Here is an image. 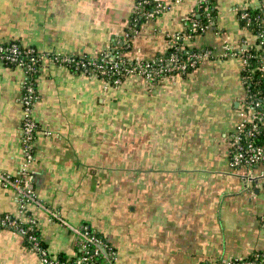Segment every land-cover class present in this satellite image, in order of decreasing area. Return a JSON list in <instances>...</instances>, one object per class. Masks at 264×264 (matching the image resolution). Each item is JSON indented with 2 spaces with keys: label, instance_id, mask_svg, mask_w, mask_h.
Wrapping results in <instances>:
<instances>
[{
  "label": "crops",
  "instance_id": "crops-1",
  "mask_svg": "<svg viewBox=\"0 0 264 264\" xmlns=\"http://www.w3.org/2000/svg\"><path fill=\"white\" fill-rule=\"evenodd\" d=\"M158 1L167 8L141 23L130 57L165 52L199 3ZM214 1L215 22L187 43L209 47L216 57L186 77L149 84L133 75L107 87L43 58L29 163L36 199L29 209L53 257L79 253L75 229L84 223L116 248L115 264H201L264 251V166L235 168L230 159L245 93L243 64L239 57L223 58L225 44L239 50L254 43L238 9L261 0ZM135 4L0 0V42L95 56L122 40ZM23 78L22 68L0 62V216H22L13 178L26 163ZM0 264L43 263L23 236L2 229Z\"/></svg>",
  "mask_w": 264,
  "mask_h": 264
},
{
  "label": "built area",
  "instance_id": "built-area-1",
  "mask_svg": "<svg viewBox=\"0 0 264 264\" xmlns=\"http://www.w3.org/2000/svg\"><path fill=\"white\" fill-rule=\"evenodd\" d=\"M201 1L205 0H199V3ZM156 2L158 3L155 6L148 9V5L152 3L151 0H136L132 14V22L130 20L133 28L130 32L128 31L124 34L128 45L131 35L138 31V21L143 18H154L163 13L167 8L161 1L156 0ZM203 13L208 18V23L203 30H207L215 20L209 8H205ZM248 16L249 14L247 12L241 14V18L244 19L248 18ZM185 23L188 29H196L197 27V22L193 17H189V15ZM188 37L189 35L187 34L179 33L170 36L169 52H165L163 55H156L151 59H141L137 57L124 59L117 51L108 49L95 56L61 55L55 52L40 53L36 48L31 46H22L16 42H0V62L4 64H15L24 71L21 96L24 117L21 133L26 163L23 165L20 172L22 178L15 180L20 193L21 208L26 207L27 202L34 196L30 188L31 174L29 172V163L34 158V146L38 130V124L34 118L35 107L38 102V93L33 73L40 68L43 58L48 56L63 66L80 70L88 76L98 78L102 80L107 87L120 86L124 81L123 76L126 74L128 76H141L147 83L155 84L160 79L185 74L195 69L201 61L215 56L211 48H205L198 52H193L186 48L184 40L188 39ZM120 41L122 42V40ZM262 43L264 44L263 41ZM224 50V56L239 57L243 64L242 67H244L246 60L241 56L240 52H236L230 44H225ZM259 60L264 69V53ZM262 76H264V70ZM254 78L255 77L251 76L250 79L246 81L242 80L245 93L243 98L238 102L240 120L232 135L231 164L235 168L244 167L252 169L257 166H264V94L259 90L256 91L259 83ZM2 179H4V181H10L4 176ZM52 218H58V214L55 212L52 213ZM0 222L6 225L7 229H11L21 236L27 234V230L20 227L16 220L5 217L1 219ZM260 222L264 226V215L260 218ZM75 231L78 236H80L81 241L84 240L90 246H93L95 250L94 254L102 253L108 264H115L117 252L111 248L105 249L103 242L91 235L87 227L77 228ZM29 240L33 244L32 249L38 253L43 264H67L58 260L57 257L50 255L48 250L41 246L36 235L30 234ZM89 253L88 255L79 257L70 264H91V259H93L94 254L90 251ZM238 259L243 258H219L208 260L201 264H264V254H257L256 257L250 261L241 262Z\"/></svg>",
  "mask_w": 264,
  "mask_h": 264
},
{
  "label": "trees",
  "instance_id": "trees-1",
  "mask_svg": "<svg viewBox=\"0 0 264 264\" xmlns=\"http://www.w3.org/2000/svg\"><path fill=\"white\" fill-rule=\"evenodd\" d=\"M151 1H152V3L150 5H148V9H151L153 6H155L158 3V2H156V0H151ZM263 3H264V0H261V4L258 7H256V6H245L244 8L238 10V17H239L241 24L252 33V35L255 37V41H254V43L248 45L244 49L242 48L239 50H236V49L235 50H236V52H240L241 56L243 58H245V60H246V64L244 65V67H242L241 73H240L241 74V80L246 81V80L250 79L251 76L255 77L254 79H256V81H258V83H259L256 91L259 90L264 94V76H262L264 69H263L262 64L259 60L261 55L264 53V44L262 43V41L264 42V6H263ZM205 8L210 9L211 15H212L213 19L215 20V18H216L215 17L216 16V14H215V1L214 0L201 1L199 3V6L197 7V9H195L193 12H191L189 14V17H193L194 20L197 22L196 29L186 28V31L181 33V34L189 35L188 39L184 40V44H185L186 48L192 50L193 52H198V51L204 50L205 48H209V47L195 48V47L190 46L187 43V40H193L197 36L205 33L206 30H203V28L208 23V18L203 13ZM243 12H247L249 14L248 18H245V19L241 18V14ZM132 19H133V15L130 17L131 22H132ZM146 19L147 18H143L137 22V29H139L141 23ZM131 22L129 23L130 25H129L128 29L126 30V32H128V31L130 32L131 29L133 28V26H131ZM134 34L135 33H133L131 35L129 45L126 42L127 40H125V37H122V42L118 43L115 47L110 48L108 50H115L120 54V56L122 58L129 59L130 56L128 54L129 53L128 51L131 48V39L133 38ZM170 40L171 39L169 38V42H170ZM14 42L22 45L21 43H19L17 41H14ZM169 49H170V47H168V49L165 52L166 53L169 52ZM165 52H162V53L157 54V55H163ZM88 56H90V55H88ZM215 57L216 56L209 58V59H214ZM225 57H229V56L228 55L223 56V58H225ZM201 63H202V61L196 66V68H198ZM58 64H60V63H58ZM6 65L17 66L15 64H6ZM41 65H42V63H41ZM39 69L33 73V77L36 80V88H37V78L39 76V71H40ZM69 69L74 73H83L80 70H75V69H71V68H69ZM195 69H192V70L188 71L187 73L181 74L179 76L186 77ZM127 77H129L127 74L124 75L123 80H125ZM230 159H231V156H230ZM21 178L22 177L20 175H17L13 178V180H17V179H21ZM34 199H36L35 196H33L27 202L26 207L21 208V210H22V216L21 217H17V216L10 215V214H4V215L0 216V221H1V219L5 218V217H9L12 220H16L19 223L20 227H23L27 230V234L23 235V238H24L26 244L30 248H33V244L29 240V235L34 234L37 236L41 246L43 248H45L46 250H48L46 247V244L44 243V240L41 236L39 227L37 225V221L35 220L34 216L32 215V212L29 209V204L31 202H33ZM82 227L83 228L87 227L88 231L90 232L91 235L97 237L100 241H102L104 246H105V249L111 248L112 250L117 252L116 248L112 244H110L106 240V238L102 234H100L97 230H95L90 224L84 223V224L80 225V227H78V228L80 229ZM2 229H7V226L1 224V222H0V230H2ZM77 242H78V248H79V253L77 255H75L74 257L60 256V257H57V259L65 262L67 264H70L71 262L78 259L79 257L90 254L89 251L94 254L95 250H94L93 246H90L84 240L81 241L80 236H78ZM257 254H264V251L255 252L248 257H244L243 259H238V260L241 262L250 261V260H253ZM91 264H108V263L106 262V259L103 256V254L98 253V254H94L93 259H91Z\"/></svg>",
  "mask_w": 264,
  "mask_h": 264
},
{
  "label": "water",
  "instance_id": "water-1",
  "mask_svg": "<svg viewBox=\"0 0 264 264\" xmlns=\"http://www.w3.org/2000/svg\"><path fill=\"white\" fill-rule=\"evenodd\" d=\"M30 188L32 189V185H30Z\"/></svg>",
  "mask_w": 264,
  "mask_h": 264
}]
</instances>
